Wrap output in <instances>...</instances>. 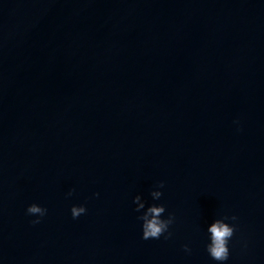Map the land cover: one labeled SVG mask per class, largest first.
<instances>
[{"label":"clouds","instance_id":"clouds-1","mask_svg":"<svg viewBox=\"0 0 264 264\" xmlns=\"http://www.w3.org/2000/svg\"><path fill=\"white\" fill-rule=\"evenodd\" d=\"M158 188L164 187V182L161 181L157 185ZM153 200H159L163 193L159 190H154L151 193ZM69 196L72 195L70 191L68 193ZM96 195H99L98 193ZM133 203L136 204L135 211L140 212L145 209V202L142 200L140 195L134 197ZM71 215L73 219L79 218L82 214L87 212L85 206L74 205L71 208ZM166 209L163 204L157 205L152 204L143 211V214L138 217L142 223V239H159L162 235L167 233L165 239H170L172 233L169 231L170 225L174 223L175 217L172 214H169L167 219H162L161 217L165 213ZM27 214L29 215H37L38 217H43L47 214V209L36 204H30L26 209ZM231 219L232 221H236L237 217L235 215L231 217L225 216L223 219H216L213 223H211L207 229L210 233V243L207 244L206 250L210 257L219 262L226 261L229 257V248L228 242L233 237L236 226L235 224L230 225L226 223L225 220ZM33 224L40 223L39 219L33 220ZM184 251L190 252L191 249L188 245H184Z\"/></svg>","mask_w":264,"mask_h":264}]
</instances>
